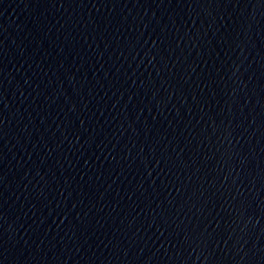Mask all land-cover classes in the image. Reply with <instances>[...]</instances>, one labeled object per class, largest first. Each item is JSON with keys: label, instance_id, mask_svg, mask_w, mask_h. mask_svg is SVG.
Returning a JSON list of instances; mask_svg holds the SVG:
<instances>
[{"label": "water", "instance_id": "95a60500", "mask_svg": "<svg viewBox=\"0 0 264 264\" xmlns=\"http://www.w3.org/2000/svg\"><path fill=\"white\" fill-rule=\"evenodd\" d=\"M0 264H264V0H0Z\"/></svg>", "mask_w": 264, "mask_h": 264}]
</instances>
